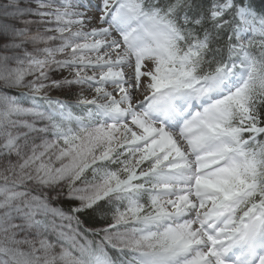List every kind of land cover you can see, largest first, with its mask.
Returning <instances> with one entry per match:
<instances>
[{"label": "snow or ice", "instance_id": "snow-or-ice-1", "mask_svg": "<svg viewBox=\"0 0 264 264\" xmlns=\"http://www.w3.org/2000/svg\"><path fill=\"white\" fill-rule=\"evenodd\" d=\"M0 264H264V0H0Z\"/></svg>", "mask_w": 264, "mask_h": 264}]
</instances>
